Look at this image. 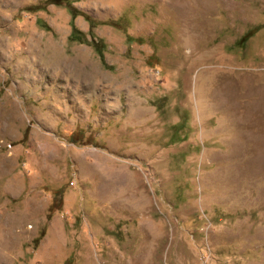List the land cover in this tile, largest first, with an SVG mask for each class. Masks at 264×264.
<instances>
[{
  "label": "rangeland",
  "instance_id": "374dc122",
  "mask_svg": "<svg viewBox=\"0 0 264 264\" xmlns=\"http://www.w3.org/2000/svg\"><path fill=\"white\" fill-rule=\"evenodd\" d=\"M54 1L0 0V264H264V0Z\"/></svg>",
  "mask_w": 264,
  "mask_h": 264
},
{
  "label": "trees",
  "instance_id": "16d2710c",
  "mask_svg": "<svg viewBox=\"0 0 264 264\" xmlns=\"http://www.w3.org/2000/svg\"><path fill=\"white\" fill-rule=\"evenodd\" d=\"M54 4H56V2L54 0H51ZM69 11L71 13L72 19L74 20L75 18H77L78 16H82V14L76 10L73 7H69ZM86 18V20H88L91 24H93V22L91 21L90 18H88V16L84 15ZM41 27H43L46 30H49L48 27L46 25H41ZM69 40L71 42H77V43H81V44H92L96 50V52L99 54L100 58L103 59L104 58V45L102 44V42L96 40V41H88L86 35L84 33H82L74 24L72 25V30L71 33L69 35Z\"/></svg>",
  "mask_w": 264,
  "mask_h": 264
},
{
  "label": "built area",
  "instance_id": "2783aa9c",
  "mask_svg": "<svg viewBox=\"0 0 264 264\" xmlns=\"http://www.w3.org/2000/svg\"><path fill=\"white\" fill-rule=\"evenodd\" d=\"M1 145L6 149H11L12 148V146L10 145V144H4V142L3 141H1Z\"/></svg>",
  "mask_w": 264,
  "mask_h": 264
}]
</instances>
